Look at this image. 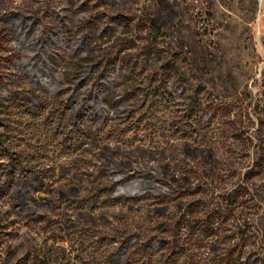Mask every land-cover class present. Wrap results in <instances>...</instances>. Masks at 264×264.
<instances>
[{
    "label": "rangeland",
    "instance_id": "374dc122",
    "mask_svg": "<svg viewBox=\"0 0 264 264\" xmlns=\"http://www.w3.org/2000/svg\"><path fill=\"white\" fill-rule=\"evenodd\" d=\"M167 62L188 82L164 100ZM190 84L234 113L188 131ZM262 129L264 0H0V170H15L0 180V264H164L183 214L216 229L184 262L264 264ZM132 174L123 189L153 196L105 204L110 176Z\"/></svg>",
    "mask_w": 264,
    "mask_h": 264
},
{
    "label": "trees",
    "instance_id": "16d2710c",
    "mask_svg": "<svg viewBox=\"0 0 264 264\" xmlns=\"http://www.w3.org/2000/svg\"><path fill=\"white\" fill-rule=\"evenodd\" d=\"M120 19L122 16H118ZM62 27L66 32H69V28L67 25H65L62 22ZM36 26L33 25V23H24V25L21 26H14V24L11 26V34L13 36H17L19 33L28 31L32 32ZM150 31L154 34L160 35L162 34V31L159 27L150 26ZM154 39L156 36H153ZM123 62L120 63L122 66ZM188 78H185L183 73L180 71V68L176 65H172L169 62L167 64H164L162 66V71L160 73V85L158 88H161L159 90L160 97L164 100L168 99H175V95H173V92L170 91L171 89H177L178 87H181V93H184L185 86L187 85ZM191 96H185V100L183 105V115L186 118V127H188V131L191 129H195V126L197 123H201L204 120H211L216 117H220L224 115V113L233 114L235 111V106H224L221 107L220 105H212L206 104V106H203L202 101L199 99L203 98L204 89L200 86H196L195 88L191 86ZM187 89V88H186ZM190 89V88H189ZM225 107L229 108L226 112ZM238 108V107H237ZM221 109V110H220ZM190 128V129H189ZM195 131V130H194ZM259 138L262 140L264 139V129H262V132H260ZM2 144L1 135H0V145ZM14 172L12 168L0 170V180L3 179L2 175L6 177V179L11 180L14 177ZM131 176H126L124 178H118L116 180H113L110 176V184L104 188L102 193L104 194V200L103 202L107 205H117V204H123L128 201H135L141 199H147L153 196L149 192H142L135 194L134 192L124 190L122 185L126 182V180H130ZM126 179V180H125ZM139 179H142L144 181H151L155 182L157 187L163 188L164 190L170 189V184L167 181H164L163 179L153 176V174L149 172H143L142 175L139 176ZM25 184L22 185V193L24 195H31L34 192L36 185L37 178L35 177H25ZM44 189V188H43ZM141 194V195H140ZM47 205V204H46ZM48 206V205H47ZM190 215L183 214L181 215L172 225V233H171V241L166 242H160V249L165 250L167 249L166 245L171 246V250L169 255L166 257L164 264H196L195 259L192 258L189 262L186 260H181L183 255L187 253L188 250L194 251L191 255L200 254L203 253L206 250V244L205 240L209 238L212 235L216 234V229H214L210 225H205L203 223L200 224H194L190 219ZM153 240H149V242L142 244V253L146 256H149L151 253H149L150 247H152L154 243H152ZM121 244L118 247V250L116 253H113L110 255V258L112 261H119L120 256H129L130 254H133V252H130V249L133 248L136 244L135 240L132 239V237H127L123 241L120 242ZM134 249V248H133ZM139 249V247H138ZM136 251V250H133ZM139 251V250H138ZM126 259V258H125ZM124 263H127V259L124 260ZM117 263V262H116ZM216 264H238L234 260H231L230 257H226L224 260H221L220 262Z\"/></svg>",
    "mask_w": 264,
    "mask_h": 264
}]
</instances>
